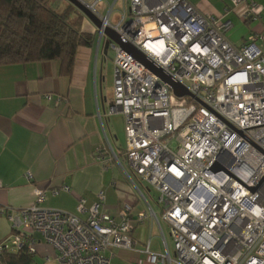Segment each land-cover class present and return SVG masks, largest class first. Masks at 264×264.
<instances>
[{
	"label": "built area",
	"instance_id": "obj_1",
	"mask_svg": "<svg viewBox=\"0 0 264 264\" xmlns=\"http://www.w3.org/2000/svg\"><path fill=\"white\" fill-rule=\"evenodd\" d=\"M99 1L84 4L100 21L97 49L107 42L114 52L108 114L124 117L128 171L120 167L136 188V180L146 185L173 244L172 256L161 233L164 251L151 252L147 244L144 263L264 264V30L232 45L230 22L203 17L186 0H125L126 13L112 24L111 8L95 13ZM230 2L243 21H259L258 0ZM105 29L133 53L109 40ZM137 54L189 95L176 96ZM109 155L106 148L95 151L102 163ZM34 194L32 206L0 209L12 229L0 252L26 247L35 254L34 233L54 253L46 262L57 264H110L113 249H133L130 207L115 218L80 199L82 220L42 207L44 190ZM148 212L159 223L151 204Z\"/></svg>",
	"mask_w": 264,
	"mask_h": 264
},
{
	"label": "crops",
	"instance_id": "obj_2",
	"mask_svg": "<svg viewBox=\"0 0 264 264\" xmlns=\"http://www.w3.org/2000/svg\"><path fill=\"white\" fill-rule=\"evenodd\" d=\"M80 1L92 4L96 0ZM186 1L203 17L230 22L232 29L226 39L232 45L264 30V0H258L261 14L257 22L243 21L230 0ZM118 2L100 0L95 13L104 16L111 8L109 20L114 12L111 23L115 24L127 11L125 0L119 6ZM81 29L93 35L94 43L78 48L70 77L60 74L58 61L0 66V209L32 206L35 189L45 191L42 207L65 211L82 220L86 213L77 212L80 199L85 208L99 204L100 212L115 218L124 207H130L133 249H113L110 264H145V246L149 244L151 252H163L162 237L160 243L154 242L158 236L148 215L151 202L146 188L137 180V188L127 180L122 170L128 171L125 149L121 151L113 144L116 115L108 114L112 95L106 98L103 94V69L98 64L100 56L103 63L106 53L103 45L97 49L98 29L85 17ZM99 147L110 153L106 163L95 158ZM112 153L116 159L111 158ZM99 194L104 197L100 203ZM140 214L147 216L137 222ZM11 234L9 221L0 213V242ZM32 239L37 264H57L46 262V257L52 258L54 253L41 235L34 233Z\"/></svg>",
	"mask_w": 264,
	"mask_h": 264
},
{
	"label": "trees",
	"instance_id": "obj_3",
	"mask_svg": "<svg viewBox=\"0 0 264 264\" xmlns=\"http://www.w3.org/2000/svg\"><path fill=\"white\" fill-rule=\"evenodd\" d=\"M84 16L66 0H0V66L58 61L70 77L78 48L92 47ZM26 247L0 252V264H37Z\"/></svg>",
	"mask_w": 264,
	"mask_h": 264
},
{
	"label": "rangeland",
	"instance_id": "obj_4",
	"mask_svg": "<svg viewBox=\"0 0 264 264\" xmlns=\"http://www.w3.org/2000/svg\"><path fill=\"white\" fill-rule=\"evenodd\" d=\"M121 3H122V0H119L117 6H119ZM114 15H116V14L113 12V14L111 15V18H110V20H111L110 22H113L112 18L114 17ZM113 59H114V52L109 48L106 51V55L104 56L103 63H101V56L99 57V64L98 65H99V67H101L103 69V76H104L103 94L106 98H111L112 91H113ZM115 115H116L115 123H116L117 132H116V140L114 141L113 144H114V146L119 145L120 150L124 151L125 145H126V139H125L123 117L120 114H115ZM174 147H175V144H174ZM144 186L146 187V185H144ZM152 191H153V189H151V195H154V192H152ZM153 199H155V198L153 197ZM150 202L153 205L154 210L157 213L158 220H159V223H157L153 219L155 231H157V236H158L154 239V242L155 241H157V243H158V241H159V243L161 242V233L159 231L160 230L159 226H160L161 229L163 230L165 237H166L167 244H168L169 249H170V253L173 256V244H172V241H171L170 236H169V233H170L169 227L165 222H163L160 219V216H159L160 212H158L159 209L155 206L154 200H150ZM148 214H149V212H148ZM155 235H156V232H155Z\"/></svg>",
	"mask_w": 264,
	"mask_h": 264
},
{
	"label": "water",
	"instance_id": "obj_5",
	"mask_svg": "<svg viewBox=\"0 0 264 264\" xmlns=\"http://www.w3.org/2000/svg\"><path fill=\"white\" fill-rule=\"evenodd\" d=\"M66 1L69 4H71L73 7H75L78 11H80L82 15L85 18H87L97 29L100 28L99 19L92 13V11L82 1L80 0H66ZM104 34L109 40L113 41L121 48L127 50L128 52L133 53L130 46L125 42L121 41L120 38L116 34H114L110 29H105ZM107 45H108L107 42H105L103 47L104 53H106L107 51ZM135 56L138 60L143 62L148 69H150L156 75L160 76L176 96L181 97V96L189 95L183 86H181L177 82H174L169 77L165 76L157 67L153 66L150 62L146 61L141 55L137 54Z\"/></svg>",
	"mask_w": 264,
	"mask_h": 264
}]
</instances>
